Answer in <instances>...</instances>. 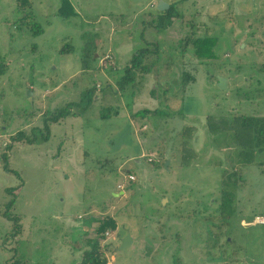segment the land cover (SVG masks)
Here are the masks:
<instances>
[{
    "label": "rangeland",
    "instance_id": "1",
    "mask_svg": "<svg viewBox=\"0 0 264 264\" xmlns=\"http://www.w3.org/2000/svg\"><path fill=\"white\" fill-rule=\"evenodd\" d=\"M69 1L62 17L61 0H0V264H79L106 217L108 264H264V147L232 126L264 116V0H163L177 15L159 30L160 0ZM196 36L216 38L214 59L184 47ZM18 130L37 138L11 142Z\"/></svg>",
    "mask_w": 264,
    "mask_h": 264
},
{
    "label": "trees",
    "instance_id": "2",
    "mask_svg": "<svg viewBox=\"0 0 264 264\" xmlns=\"http://www.w3.org/2000/svg\"><path fill=\"white\" fill-rule=\"evenodd\" d=\"M157 12L156 18V29H165L172 24V19L177 15L176 9L174 8L173 3H169V7L165 10ZM74 8L69 0H61V6L58 9V14L62 17L69 16L70 14H74ZM36 31H40L41 27L37 26L35 28ZM184 47L186 48L188 45L192 46L193 53L199 59H206V58H215V53L213 51V47L216 43L215 37L204 36V37H188L184 41ZM70 46L65 45L61 51L68 52ZM157 50V46H154L153 49H149V47H145L140 49L138 52L134 53L131 60L126 64L123 71V76L121 77L120 83L126 84L134 80L136 76V72L139 75H144L147 73L149 69V61L146 62L148 56L153 54ZM145 60V61H144ZM151 63V62H150ZM152 64V63H151ZM86 65V59L84 60V66ZM138 76V75H137ZM186 77V76H185ZM192 76L188 74L186 81L190 80ZM153 92V91H152ZM71 104H67L65 107L60 108L54 112H52L49 116H47L44 120V126L42 134L43 139L48 138L49 132V123L58 122L63 116L71 114ZM110 109H106L102 111V116H110ZM150 110L148 109H141L137 112V114L145 115L149 113ZM114 114H117V110L113 111ZM232 126L235 129L234 135L238 142H240L245 148L250 149L251 151H255V149L261 150L264 147V116H243L239 115L235 117ZM188 132V131H186ZM37 135L33 134L31 138L23 131L18 130L15 135H12L11 142H19L26 139V142L31 143L36 140ZM9 142L5 144L3 152L1 155L4 159V163L2 168L6 171H12L9 168L8 158L9 154L8 151L12 148V143ZM224 182V180H223ZM15 189L8 188L6 191L9 193H13ZM14 206V197H12L8 203L6 204V210L4 212V216L13 222L14 230L13 235L19 232L21 226L19 223V217L12 213V209ZM98 222V225L95 228L96 235L94 237L88 238L86 240L87 249L84 250L82 258L79 264H108V259L105 254V250L102 247L101 240L104 238V234L108 230H115L116 229V221L112 217H106L100 220H95ZM9 264H21L20 261L14 260Z\"/></svg>",
    "mask_w": 264,
    "mask_h": 264
},
{
    "label": "water",
    "instance_id": "3",
    "mask_svg": "<svg viewBox=\"0 0 264 264\" xmlns=\"http://www.w3.org/2000/svg\"><path fill=\"white\" fill-rule=\"evenodd\" d=\"M168 7H169V4L166 3V2H164L163 0H160L158 2V5H157V9L158 10L162 11V10L167 9ZM225 85H226L225 79L222 78V77H219L218 78V87L221 88V89H223L225 87ZM131 242H132V239H131L130 235H127V237L122 240L119 249H126V247L129 244H131Z\"/></svg>",
    "mask_w": 264,
    "mask_h": 264
},
{
    "label": "built area",
    "instance_id": "4",
    "mask_svg": "<svg viewBox=\"0 0 264 264\" xmlns=\"http://www.w3.org/2000/svg\"><path fill=\"white\" fill-rule=\"evenodd\" d=\"M149 160H151V159H149ZM128 178H130V179H133L134 177H133V176H131V175H128Z\"/></svg>",
    "mask_w": 264,
    "mask_h": 264
},
{
    "label": "crops",
    "instance_id": "5",
    "mask_svg": "<svg viewBox=\"0 0 264 264\" xmlns=\"http://www.w3.org/2000/svg\"><path fill=\"white\" fill-rule=\"evenodd\" d=\"M262 217H258L257 219H261ZM263 219V218H262Z\"/></svg>",
    "mask_w": 264,
    "mask_h": 264
}]
</instances>
